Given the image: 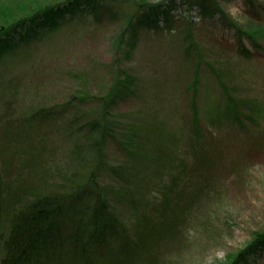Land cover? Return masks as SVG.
Here are the masks:
<instances>
[{"label":"rangeland","instance_id":"obj_1","mask_svg":"<svg viewBox=\"0 0 264 264\" xmlns=\"http://www.w3.org/2000/svg\"><path fill=\"white\" fill-rule=\"evenodd\" d=\"M42 1H10L3 20L27 14L28 6ZM145 1L169 10L177 21L174 27L166 28L163 14L158 27L131 25ZM195 1L194 11L187 0H175L173 7L170 0L105 1L100 21L79 18L45 41L0 54L1 180L20 186L21 200L31 193L69 191L88 177L106 190L119 180L117 214L136 237L143 212L156 221L160 217L154 201L168 180L163 174L173 166L159 157L167 154L176 161L175 172L184 161L189 174L181 180L202 190L189 203L177 232L149 240L139 264H231L238 258L264 264V243L257 238L264 239V137L259 136L264 134V0H209L210 16L201 12L206 0ZM255 14L263 22L257 29L260 46L240 39L229 24L255 25L249 22ZM184 18L196 24L189 27ZM222 81L235 101L246 103L242 123L229 120L222 110ZM117 84L129 88V94L113 106L108 119L118 118L124 130L108 140L106 168L96 171L97 136L84 124L102 112L101 98ZM119 94L118 100L121 88ZM78 95L91 97L72 110L67 102ZM53 107L58 119L49 121L43 112V121L32 118ZM248 113L255 121L246 118ZM132 131L137 136L128 139ZM120 165L119 179L111 167ZM14 205L6 209L0 234Z\"/></svg>","mask_w":264,"mask_h":264},{"label":"trees","instance_id":"obj_2","mask_svg":"<svg viewBox=\"0 0 264 264\" xmlns=\"http://www.w3.org/2000/svg\"><path fill=\"white\" fill-rule=\"evenodd\" d=\"M10 1L15 0H4L0 3V54L2 57L6 52L10 53L12 49L18 50L45 41L76 19L84 20L92 17L95 21H100L104 12L101 13L99 7L104 6L105 1L110 4L116 3V0H44L36 7L28 6L30 10L27 14L24 12L4 21L2 10L8 8ZM187 1L188 3L191 1L192 8L197 5L195 0ZM218 1L214 0L216 3ZM174 2L175 0H170L171 7L174 6ZM206 2L202 1L200 7L201 12L208 14L213 6H209V0ZM138 7L135 16L131 19V25H143L147 22L158 27L159 14L164 15V25L167 29H172L177 22L174 16L171 17L169 10L161 9L162 5L154 6L145 1ZM257 16L255 14L249 18V22L255 25L244 27L232 21L229 24L237 29L240 39L247 38L256 46H260L258 41L262 42L263 38L260 35L261 30L257 29L262 27L263 22L260 20L261 17ZM184 19L187 22L186 18ZM187 24L190 27L196 23L191 21ZM16 35H19L18 40H15ZM188 38H192L191 34ZM120 40L122 41L121 38ZM226 83L220 82V87L226 92L225 107L222 110L225 111V116L229 120H233L236 124L242 123L241 107L246 103L240 99L235 101L234 95L229 92V84ZM120 88L122 99L118 100ZM128 90L129 88L117 84L101 98L102 112L84 124L90 134L97 136L95 152L99 155V159L96 163V171H103L106 168L103 150L108 140L115 137L118 129L124 130L120 127L118 118L112 117L110 120L108 117L113 115L111 114L113 106L121 104L127 98ZM88 97L91 96H73L72 100L67 102V106H70L72 110L80 109ZM42 112L49 121L58 119L60 116L57 107H53L51 112L45 109L38 110L32 118L42 120L40 119ZM245 116L255 121L251 114L248 113ZM195 119L198 120V117ZM136 136V132L132 131L128 139ZM259 136L264 137V134L259 133ZM10 139L13 140V138ZM159 157L171 161V165L175 166L176 161L169 155L163 154ZM198 159H207V157L200 155ZM183 164L184 161H182L183 168H176V172L171 166L166 170L168 174H163L168 180L160 188V195L156 197V200L154 199L160 214L159 222L146 211L143 212L138 217L142 230L140 229L136 237L130 233L122 217L117 214L116 204L122 202L119 180L111 186L112 188L106 190L100 188L94 177H88L84 182L81 180L83 184L69 191L53 190L40 197L31 193L30 198L21 200L18 198L20 186L2 181L0 174V226L3 224L10 202L13 201L15 204L7 222L8 227L4 233L0 234V264H139L143 259H141L142 250L146 248L149 240H161L177 232V228L181 227L184 214L190 208L189 203L197 201L202 190L200 185L194 186L192 181L187 180L186 183V179L181 180L189 174ZM111 169L120 179L124 167L120 165ZM124 183L127 185L129 182L125 180ZM64 188L61 187L62 190ZM150 191V194L155 192V190ZM128 207L131 209L134 204L129 201ZM257 238L264 243V239L261 240L262 236ZM246 251L248 249L245 250L244 256ZM241 260L234 259L231 264H240L243 262ZM245 262L247 260L243 263Z\"/></svg>","mask_w":264,"mask_h":264}]
</instances>
